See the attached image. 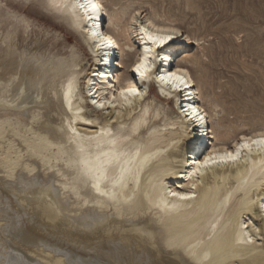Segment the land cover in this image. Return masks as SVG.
Instances as JSON below:
<instances>
[{
    "label": "bare ground",
    "instance_id": "bare-ground-1",
    "mask_svg": "<svg viewBox=\"0 0 264 264\" xmlns=\"http://www.w3.org/2000/svg\"><path fill=\"white\" fill-rule=\"evenodd\" d=\"M8 1L30 4L75 43ZM106 1L97 0L102 10L95 23L116 46L98 53L70 9L57 10L49 0H0V264H114L120 255L135 264H227L244 255L264 262L256 255L264 235V152L245 150L235 164L188 175L192 160L213 148L235 151L241 135L264 126L245 129L226 117L212 124L190 66L205 74L207 64L182 50L198 44L196 36L139 7ZM149 22L182 35L156 50L168 63L154 61L140 81L131 69L144 47H152L140 32ZM177 67L193 82L179 93L156 78ZM132 82L144 95L131 105L92 104ZM189 104L206 117L202 124L182 113ZM81 122L88 125L78 127ZM234 126L244 129L236 134ZM110 151L118 159L109 163L103 154ZM169 191L196 195L180 201Z\"/></svg>",
    "mask_w": 264,
    "mask_h": 264
},
{
    "label": "rangeland",
    "instance_id": "rangeland-1",
    "mask_svg": "<svg viewBox=\"0 0 264 264\" xmlns=\"http://www.w3.org/2000/svg\"><path fill=\"white\" fill-rule=\"evenodd\" d=\"M112 1L107 0L106 4L112 7ZM7 3L30 14L35 23L58 29L70 43H75L72 33L61 24L53 23L47 15L33 12L30 4ZM119 4L139 7L144 13L166 19L196 36L198 44L182 45V50H188L190 57H199L207 64L205 74L198 64L190 66L199 81L203 103L209 107L212 124L226 117L230 121H242L245 129L264 126V0H119ZM88 55L83 61L87 70L93 66V59ZM83 81L79 82V90ZM173 111L177 113L176 108ZM20 119L27 121V116H20ZM81 123L78 127L88 125ZM244 128L234 126L231 130L237 134ZM256 243L259 248L256 255L264 256L263 234ZM125 256H118L114 264H135ZM253 259V256L244 255L226 263L255 264Z\"/></svg>",
    "mask_w": 264,
    "mask_h": 264
},
{
    "label": "snow or ice",
    "instance_id": "snow-or-ice-1",
    "mask_svg": "<svg viewBox=\"0 0 264 264\" xmlns=\"http://www.w3.org/2000/svg\"><path fill=\"white\" fill-rule=\"evenodd\" d=\"M49 5L57 10L70 9L71 15L75 18V27L88 33L90 39L95 42L96 52L107 53L116 46L112 36L102 31L99 23H95L102 10L97 0H49ZM136 16H139V13L134 15L133 23L136 22ZM85 22H87L90 27L81 28V25ZM140 32L143 33L144 40L150 42L152 47H144V54L138 58V61L134 64L131 71L135 74L136 79L143 81L146 74L152 72L153 69L156 68V63L154 61H162L164 64H167L169 61L167 55H161L156 50L162 48V46L166 45L167 42L174 37L181 36L182 33L176 27H157L151 24V22H149V25L141 26ZM184 39H187V37H184ZM156 78L163 85L170 86L175 93H179L191 87L193 83L188 70L183 67H177L174 70H163ZM92 94L93 93H89V95ZM143 95L144 93L141 92L136 83L132 82L127 87L119 88L118 92L114 93L108 100L98 102L93 99L91 102L96 107L103 109L106 105L117 107L120 102H122V105H131L136 98H142ZM113 101L117 103H113ZM200 112V109L191 104H189L186 109L182 110V113L186 115L190 121L198 125L206 120V117L201 115ZM116 115L119 116L120 113L117 112ZM109 143L113 148L117 145L115 139L110 140ZM232 148H234L235 151L227 146L224 147L222 152L213 148L202 160H192L191 164L194 165V168L188 175L191 177L197 173L202 174L204 169L212 166L226 165L229 163L235 164L239 161L242 151L245 150L248 154H251L254 149L258 152H264V131L257 132L254 135H241L239 137V142L235 143ZM103 155L109 158V163L112 158L118 159L111 151ZM85 163H87V161H85ZM196 187L197 185L193 183L192 188L195 189ZM168 195L180 201H190L195 198L196 194L194 192L169 191ZM257 231L259 230L257 229ZM248 243H254V238L252 236L248 237Z\"/></svg>",
    "mask_w": 264,
    "mask_h": 264
}]
</instances>
